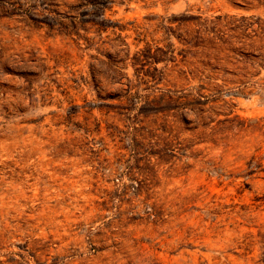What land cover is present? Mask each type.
<instances>
[{
  "label": "rangeland",
  "instance_id": "rangeland-1",
  "mask_svg": "<svg viewBox=\"0 0 264 264\" xmlns=\"http://www.w3.org/2000/svg\"><path fill=\"white\" fill-rule=\"evenodd\" d=\"M251 43L264 0H0V264H264Z\"/></svg>",
  "mask_w": 264,
  "mask_h": 264
},
{
  "label": "trees",
  "instance_id": "trees-1",
  "mask_svg": "<svg viewBox=\"0 0 264 264\" xmlns=\"http://www.w3.org/2000/svg\"><path fill=\"white\" fill-rule=\"evenodd\" d=\"M186 43L192 45L197 44L196 42L192 43L190 41L188 42L186 41ZM248 46L253 49L255 48L252 43L249 44ZM237 50H238L237 54L240 57V59L238 60L241 61L243 64L242 67L243 73L241 75L245 78H250V79L258 76L260 70L264 69V52L259 51L258 49H254V51H250V52L244 51L242 49H237ZM249 68H252L254 70L257 69V71H255L254 73H250ZM241 83L245 84V82H241Z\"/></svg>",
  "mask_w": 264,
  "mask_h": 264
},
{
  "label": "built area",
  "instance_id": "built-area-1",
  "mask_svg": "<svg viewBox=\"0 0 264 264\" xmlns=\"http://www.w3.org/2000/svg\"><path fill=\"white\" fill-rule=\"evenodd\" d=\"M116 182H118V179H116Z\"/></svg>",
  "mask_w": 264,
  "mask_h": 264
}]
</instances>
